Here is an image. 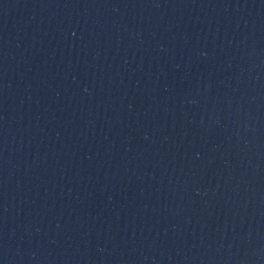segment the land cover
Here are the masks:
<instances>
[{"label":"water","instance_id":"1","mask_svg":"<svg viewBox=\"0 0 264 264\" xmlns=\"http://www.w3.org/2000/svg\"><path fill=\"white\" fill-rule=\"evenodd\" d=\"M0 264H264V0H0Z\"/></svg>","mask_w":264,"mask_h":264}]
</instances>
